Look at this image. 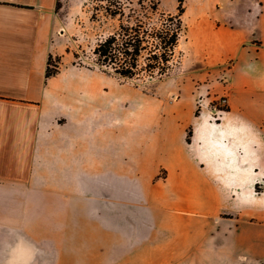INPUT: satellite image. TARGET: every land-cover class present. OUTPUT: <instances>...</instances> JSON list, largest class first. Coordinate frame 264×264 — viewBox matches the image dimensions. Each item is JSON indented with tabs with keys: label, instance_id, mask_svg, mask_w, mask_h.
Listing matches in <instances>:
<instances>
[{
	"label": "crops",
	"instance_id": "0c3cea01",
	"mask_svg": "<svg viewBox=\"0 0 264 264\" xmlns=\"http://www.w3.org/2000/svg\"><path fill=\"white\" fill-rule=\"evenodd\" d=\"M91 1L0 0V264H264V0H186L200 59L231 63L188 112L182 96L72 61L63 19ZM51 56L62 61L47 77ZM221 97L227 109H213ZM104 209L146 213L149 249L134 236L124 249L100 219L115 245L93 251Z\"/></svg>",
	"mask_w": 264,
	"mask_h": 264
},
{
	"label": "rangeland",
	"instance_id": "374dc122",
	"mask_svg": "<svg viewBox=\"0 0 264 264\" xmlns=\"http://www.w3.org/2000/svg\"><path fill=\"white\" fill-rule=\"evenodd\" d=\"M122 1L125 4L124 17H111L105 11L107 7H111L114 9V5L112 4H115L116 0H92L89 4H87L86 7H84L82 12H80L79 14L77 13V17L63 19V30L67 31L69 36L72 37L71 41L75 51V55L72 57V61L74 63H93L97 64L98 66L107 71L113 72L114 68L112 66L101 65L98 60V57L94 54V51L99 45V43L105 40L113 32L120 30L122 22L126 26L138 29L137 24L141 21L143 22L144 26L143 30L150 28L154 23L158 22L159 15H154L152 13V10H150L149 8L151 0H145V8H142L139 5V0ZM160 1V11L171 14L178 13V0ZM131 9H134L135 13H133ZM183 20L185 31L181 38L180 44L176 50L175 62L172 66V69L168 72L167 75L163 76L162 78L155 79L149 78L146 74H142L132 79H122L116 75L115 76L125 83H134L141 88L148 89L150 91H155L161 96H165L167 98L171 97L172 102H174V99L178 100V98L182 96V103L180 104V106L183 110L188 112L192 109L195 98L200 95L202 90L205 91V95L209 96L206 90L211 91V88L201 86L207 84L211 85L216 81H221L224 84H227L225 81L227 80L230 74L231 63L215 67H209L207 63L201 60L197 54V48L195 44V36L198 32L196 28L197 19L194 13L192 12V9H190L189 13L185 11ZM245 31L250 37L252 35L257 36L258 34H260L259 30ZM141 64H144V60H141ZM211 107L213 109H227V105L225 103H222L221 99L219 101L214 100ZM196 111L198 112L199 109L197 108ZM189 131L190 130H188V132ZM162 176H165V174L163 173ZM64 201L67 202V199H65ZM50 202H52L51 197L45 199V203ZM94 206H102L106 208L111 205L108 204L106 200H103L102 204L96 203L94 205L93 203V207ZM43 216L45 219H51V213L48 211H44ZM59 216L61 218V221L67 224L69 218H73V212L67 210H60ZM80 218L82 221L83 216H80ZM92 219L93 224L90 228V233L93 236V251L99 250V238H103V240L107 242V245L109 247L115 245V239L107 237L111 236V233H107L101 227V225L103 224L99 222L100 219L104 221L105 225L112 227V229H116L117 227L119 233L124 234V238L121 239V242H123L124 244V249L131 247V236H134V240L138 239V242L134 244L136 245L137 249H149L145 244L149 229L147 223L148 216L146 213L136 210H93ZM95 219L97 221H95ZM43 233L51 234V229L44 227ZM61 233L72 234L73 232L71 229L69 230V228L65 226L64 229L61 228ZM75 234H78V232H75ZM156 239L157 249H163V243L158 241L160 238L157 237ZM158 242L160 247H158ZM39 245L42 248L47 249V247L51 244L44 243ZM59 246L62 251L67 250L66 243H60ZM64 261L66 262V260ZM131 262L132 260H124V264H131ZM109 264H111L110 261Z\"/></svg>",
	"mask_w": 264,
	"mask_h": 264
},
{
	"label": "trees",
	"instance_id": "16d2710c",
	"mask_svg": "<svg viewBox=\"0 0 264 264\" xmlns=\"http://www.w3.org/2000/svg\"><path fill=\"white\" fill-rule=\"evenodd\" d=\"M58 0L57 9L62 6ZM145 0H139V5L145 8ZM160 0H151L150 10L159 15L158 22L144 29L143 22H138V29L121 23L120 30L110 34L94 51L101 65L112 66L114 75L122 79H132L142 74L149 78H162L172 69L176 50L185 31L183 16L185 0H178V13L171 14L160 11ZM114 9L107 7L106 13L111 17H124L125 4L116 0ZM135 13L134 9H131ZM144 60V64H141ZM61 57L51 56L48 62L47 77L59 73ZM198 114V112H197ZM192 131L187 135V142L192 141ZM257 191L261 190L257 187Z\"/></svg>",
	"mask_w": 264,
	"mask_h": 264
},
{
	"label": "built area",
	"instance_id": "2783aa9c",
	"mask_svg": "<svg viewBox=\"0 0 264 264\" xmlns=\"http://www.w3.org/2000/svg\"><path fill=\"white\" fill-rule=\"evenodd\" d=\"M221 102H222V103H225V104L227 105V98H226V97H222V98H221Z\"/></svg>",
	"mask_w": 264,
	"mask_h": 264
}]
</instances>
